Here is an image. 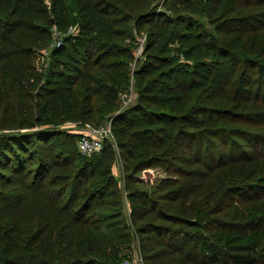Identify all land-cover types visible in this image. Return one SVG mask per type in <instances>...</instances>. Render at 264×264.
I'll return each mask as SVG.
<instances>
[{"label":"trees","instance_id":"1","mask_svg":"<svg viewBox=\"0 0 264 264\" xmlns=\"http://www.w3.org/2000/svg\"><path fill=\"white\" fill-rule=\"evenodd\" d=\"M38 50L46 68L35 66ZM0 80V200L9 209L31 178L26 188L54 207L35 230L43 247L30 236L19 260L5 254L1 264H123L134 244L158 264L183 249L197 256L188 261L264 264V204L238 221L220 216L227 202L164 208L229 164L262 172L264 0H0ZM132 87L136 103L123 107ZM68 120L109 121L115 142L84 155L68 139L82 133L58 127ZM150 168L167 176L143 188ZM244 180L226 187L231 199L264 198V175Z\"/></svg>","mask_w":264,"mask_h":264},{"label":"rangeland","instance_id":"2","mask_svg":"<svg viewBox=\"0 0 264 264\" xmlns=\"http://www.w3.org/2000/svg\"><path fill=\"white\" fill-rule=\"evenodd\" d=\"M50 4V1H47ZM162 2V0H160ZM54 28V25H53ZM146 30V28H142ZM141 37V36H140ZM143 42V41H142ZM143 50V48L137 49L135 52V56L138 57ZM34 63L36 68H40V65H43L44 68L48 65L49 55L46 50L36 51ZM135 65V64H132ZM1 83V80H0ZM133 91L135 89L132 87ZM5 102V101H4ZM10 115V112H7ZM98 118V119H96ZM101 118L95 113L92 114V123H99ZM91 123V122H90ZM89 122L84 123L82 126L81 122L79 121H63L60 125H58L59 129L65 132H69L71 136L77 134L83 130L84 127L91 125ZM109 121L106 122V124ZM102 125V124H101ZM92 126V125H91ZM95 127V126H94ZM36 128H40L38 126L35 127H28V128H21V131H32ZM115 135L108 138L115 142ZM69 145L71 148L76 145L78 142V138L69 137ZM60 163V162H59ZM62 169L65 168V164H58ZM262 168V172L256 170V165L253 163H246V162H237L234 164H229L227 167L217 170L213 173H209L208 176H199L196 181H198L199 186L195 190L194 196L187 195L186 197L178 200L177 202L166 204L164 206L165 210L169 213L180 215L182 212L187 210H193L197 207H202L209 209H217L218 207L222 206L223 204L230 203L231 205L228 208H224L220 213L222 218H226L227 220L231 221H238L240 219H245L247 214L251 211L250 208L258 209L264 204V198L258 202L254 201H245V197H247L245 193H235L233 199H231L226 193V187L231 185L235 182H239L240 180L246 178L248 180H244L247 182H255L257 176L264 175V167L260 165ZM118 163L113 164V171L117 178L120 177L121 169ZM55 171L59 173H64L63 170L59 169V167H54ZM140 177L143 178V184H139L143 188H147L150 186L151 188L157 187L161 180L165 179L167 174L162 169L157 168H150L142 171L139 173ZM177 177V176H176ZM24 179V177H21ZM31 178L26 179V183ZM187 180L190 178H186ZM194 183V181L192 180ZM21 184L18 188H16L15 196L12 197L9 209H5V200H0V264L4 261L5 254L9 258H17L20 259L19 255L25 244H28L31 237H35L36 242L31 244V247H43V244L40 245L39 240L41 233L36 232L35 230L38 226V221L40 220L41 215L44 217L51 216V212L53 211L54 207L50 202L42 201L41 196L36 197V194H32L28 188H26V183ZM145 184V185H144ZM151 184V185H150ZM194 187H196L194 185ZM23 193V194H22ZM31 193V194H30ZM36 198V199H34ZM192 201L195 202L196 207H192ZM126 214L129 217L130 215V208L128 201L125 205ZM202 211V209H201ZM40 215V216H39ZM39 216V217H38ZM186 217H190L186 213ZM191 218V217H190ZM194 218V217H193ZM63 224V223H62ZM106 226V225H105ZM104 226V227H105ZM177 227V225H174ZM52 225L49 226V230H47L43 237L44 240H51L52 239ZM183 229H186V226H182ZM72 228L75 229L73 225ZM58 228H56L57 230ZM29 230L33 231L32 234H29ZM59 230V229H58ZM35 231V232H34ZM110 236V235H109ZM76 238V234L72 233L71 241H74ZM43 240V241H44ZM68 240H65V242ZM7 243L9 247L8 253L3 251L4 245ZM134 244V243H133ZM179 244V243H178ZM11 248V251H10ZM190 250L183 249L177 255H169L167 260L163 261L161 264H206L203 260L197 261H188V257L190 259L195 260L197 257L195 254H190L188 252ZM126 260V259H125ZM129 264H158V261H148L146 262L141 256V253L138 249L137 244H134V251L131 254V260Z\"/></svg>","mask_w":264,"mask_h":264},{"label":"built area","instance_id":"3","mask_svg":"<svg viewBox=\"0 0 264 264\" xmlns=\"http://www.w3.org/2000/svg\"><path fill=\"white\" fill-rule=\"evenodd\" d=\"M76 28V26L70 27L68 33H74L76 31ZM53 31V34L58 41L57 43H60V32L57 31L55 27L53 28ZM122 100L123 107H127L131 104L136 103L137 96L131 89L122 94ZM81 133L82 136L78 140L77 145L80 152L87 156L100 152L104 147V141L113 136L111 122L98 127L89 125L87 127H84ZM123 264H129V262L124 261Z\"/></svg>","mask_w":264,"mask_h":264}]
</instances>
